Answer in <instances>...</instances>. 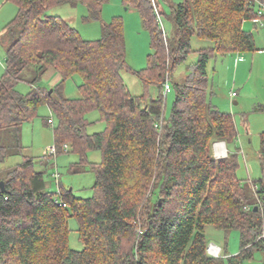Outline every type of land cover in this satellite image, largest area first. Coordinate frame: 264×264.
I'll return each instance as SVG.
<instances>
[{"label":"trees","instance_id":"obj_1","mask_svg":"<svg viewBox=\"0 0 264 264\" xmlns=\"http://www.w3.org/2000/svg\"><path fill=\"white\" fill-rule=\"evenodd\" d=\"M4 1L15 3L18 14L6 27L13 41L0 78V130L19 137L23 123L46 103L57 121L53 126L48 118L55 156L78 154L75 172L84 170L91 151H101L102 161L91 164L96 181L87 199L64 187L49 192L34 158L0 169V264H242L264 251V132L262 177L250 191L237 175L236 154L215 157L211 142H233L237 129L233 116L207 96L214 55L256 50L253 34L244 29L245 21L261 16L256 0H185L172 7L171 38L153 0H124L139 11L151 36L148 65L140 71L127 64L121 18L103 26L101 39L86 40L66 19L49 13L81 0ZM83 1L98 18L107 0ZM194 36L213 46L198 52L182 83L173 82L176 99L167 120L165 83L192 53ZM29 67L36 71L33 89L22 94L17 85ZM51 69L61 76L53 92L35 87ZM122 70L139 77L142 95L131 93ZM76 74L82 77L80 96L69 98L64 84ZM151 86L160 90L157 98L149 95ZM92 111H99L106 130L88 132ZM10 150L0 145V162ZM70 217L78 221L83 250L70 247ZM209 225L240 233V251L227 263L208 252Z\"/></svg>","mask_w":264,"mask_h":264},{"label":"rangeland","instance_id":"obj_2","mask_svg":"<svg viewBox=\"0 0 264 264\" xmlns=\"http://www.w3.org/2000/svg\"><path fill=\"white\" fill-rule=\"evenodd\" d=\"M185 0H153L157 17L165 33L171 38L172 7ZM264 1V0H263ZM256 0V11H261V20H247L246 31H250L255 39V51L232 52L226 56L214 55L208 64L209 87L207 96L209 102L220 111L233 116L237 129L235 141L226 145L230 154H236L239 167L237 175L250 191L253 185L262 177L260 162L261 134L264 132V2ZM160 8V9H159ZM49 13L66 19L86 40H99L103 35V26L114 19L121 18L124 23L127 64L135 71L143 70L148 65V56L152 52L151 36L145 28L139 11L127 8L124 0H107L103 3L102 11L98 18L91 17L88 3L81 0L76 5L62 4L53 7ZM18 6L13 2L0 0V78L4 75L7 66L6 53L13 39L6 29L7 25L16 18ZM192 53L187 61L181 64L174 72L173 82L182 83L190 74L192 67L199 60V51L213 46L212 41L194 36L191 41ZM47 73V72H46ZM35 87L52 89V78L46 74ZM122 77L133 95H142L143 83L135 74L122 70ZM36 71L29 67L21 74L17 90L22 94L32 91V84ZM82 77L79 74L66 80L63 93L69 98L80 96L79 86ZM236 95L231 98V93ZM160 90L151 86L149 95L152 98L159 96ZM165 119H169L176 99L174 89L166 94ZM237 101L238 103H234ZM48 118H53L56 125V116L45 103L40 106L38 116L23 123L18 137L8 130H0V145L11 147L9 156L0 162V169H6L23 162L26 158H34L35 168L44 172L46 189L49 192L59 193L61 187L72 189L74 195L80 199L93 196V186L96 181L92 163L102 161L99 150L89 152L88 160L82 172H75L74 166L79 162V155L72 152L60 155L45 154L49 147H54L53 126L48 123ZM90 125L89 133L106 130L107 124L101 120L99 111H92L87 115ZM214 152V144L211 142ZM7 170H3L5 175ZM58 175V178H57ZM147 196L145 197V199ZM144 201L142 202V206ZM143 209V208H142ZM144 211V210H143ZM71 232L69 235L70 247L83 250L84 244L80 240L79 224L75 217L69 218ZM205 235L209 245L216 244L222 248L221 256L226 263L230 256H235L240 251V233L232 230L229 233L214 226H207ZM242 264H264V251L256 250L251 259Z\"/></svg>","mask_w":264,"mask_h":264},{"label":"built area","instance_id":"obj_3","mask_svg":"<svg viewBox=\"0 0 264 264\" xmlns=\"http://www.w3.org/2000/svg\"><path fill=\"white\" fill-rule=\"evenodd\" d=\"M158 22H159V20H158ZM159 23H160V22H159ZM172 89H173V87L171 86L170 82L167 81V82L165 83V87H164V92H165V94L170 93V92L172 91ZM235 95H236V93H235V92H232V93H231V98H233ZM50 122H51L52 124H54L53 120H50ZM222 144H224V142H215V143H214V154H215V157H216V158H224V157H227V156L229 155V153H228V151H227V148H226V144H224V146H225V151H226V152H223V151H222V149H221V147H222L221 145H222ZM55 153H56V148H55V146H54V147H49V148L47 149V151H46L45 154H47V155H53V154H55ZM57 178H58V175H57ZM57 202L60 203L59 200H57ZM64 206H66V204H64ZM260 238H263V239H264V234H262V235L260 236ZM208 252H209L212 256L219 257V256H221L222 248L219 247V246H217L216 244H211V245L208 246Z\"/></svg>","mask_w":264,"mask_h":264},{"label":"crops","instance_id":"obj_4","mask_svg":"<svg viewBox=\"0 0 264 264\" xmlns=\"http://www.w3.org/2000/svg\"><path fill=\"white\" fill-rule=\"evenodd\" d=\"M160 9V8H159ZM259 20H261V16L259 17ZM257 21V20H256ZM244 28H246V21L244 22ZM172 33H173V25H172ZM46 74H48V76L50 78H52V81H51V86H54L56 83L59 82V80L61 79V76L60 74L54 70V69H51L49 70ZM234 103H238L237 101H235ZM222 142V141H221ZM227 145V144H226Z\"/></svg>","mask_w":264,"mask_h":264},{"label":"water","instance_id":"obj_5","mask_svg":"<svg viewBox=\"0 0 264 264\" xmlns=\"http://www.w3.org/2000/svg\"><path fill=\"white\" fill-rule=\"evenodd\" d=\"M52 92H53V89L50 90V93H52ZM222 142H224V141H222ZM224 144H226V143L224 142ZM0 185H1L2 189L5 190V182L4 181H1L0 182ZM258 210H259V207L258 206H255L254 207V211H258Z\"/></svg>","mask_w":264,"mask_h":264},{"label":"bare ground","instance_id":"obj_6","mask_svg":"<svg viewBox=\"0 0 264 264\" xmlns=\"http://www.w3.org/2000/svg\"><path fill=\"white\" fill-rule=\"evenodd\" d=\"M221 146H222V147H221L222 151H223V152H226V151H225V146H224V144H222Z\"/></svg>","mask_w":264,"mask_h":264}]
</instances>
